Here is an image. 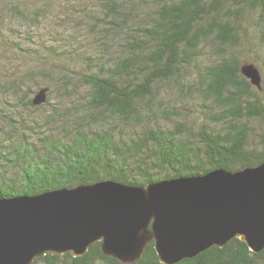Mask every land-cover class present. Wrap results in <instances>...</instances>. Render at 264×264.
<instances>
[{"label":"trees","instance_id":"16d2710c","mask_svg":"<svg viewBox=\"0 0 264 264\" xmlns=\"http://www.w3.org/2000/svg\"><path fill=\"white\" fill-rule=\"evenodd\" d=\"M263 83L264 0H0V198L257 166ZM31 264L162 263L150 241L131 263L95 242ZM174 264H264V248L234 237Z\"/></svg>","mask_w":264,"mask_h":264},{"label":"water","instance_id":"95a60500","mask_svg":"<svg viewBox=\"0 0 264 264\" xmlns=\"http://www.w3.org/2000/svg\"><path fill=\"white\" fill-rule=\"evenodd\" d=\"M240 71L257 88L253 63ZM47 88L33 102L46 100ZM264 248V162L132 185L112 179L0 198V264H31L45 254L81 256L95 242L123 263L148 242L162 264H174L231 238Z\"/></svg>","mask_w":264,"mask_h":264},{"label":"rangeland","instance_id":"374dc122","mask_svg":"<svg viewBox=\"0 0 264 264\" xmlns=\"http://www.w3.org/2000/svg\"><path fill=\"white\" fill-rule=\"evenodd\" d=\"M263 85H264V83H263ZM27 112H29L30 114H33V111H31V110H27ZM3 118H4L3 116H1V118H0V129L6 126V123L3 120Z\"/></svg>","mask_w":264,"mask_h":264}]
</instances>
